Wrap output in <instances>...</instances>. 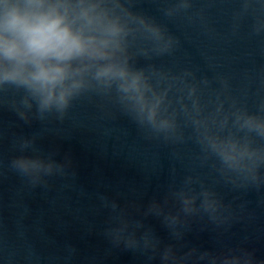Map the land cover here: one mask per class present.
<instances>
[{"label":"clouds","instance_id":"9594fccd","mask_svg":"<svg viewBox=\"0 0 264 264\" xmlns=\"http://www.w3.org/2000/svg\"><path fill=\"white\" fill-rule=\"evenodd\" d=\"M166 2L161 11L170 20L203 18V9L192 12L195 0ZM237 3L233 33L250 20L249 34L264 36V0ZM179 46V38L139 10L137 0H0V107L26 124H44L63 122L87 100L104 115L127 118L146 140L169 146L174 159L194 145L188 174L177 181L171 168L163 191L146 204L135 192L123 203L98 195L100 210L108 213L104 237L115 248L139 253L146 264H264L247 237L212 249L186 239L194 229L223 235L243 213L244 204L226 201L220 186L233 192L264 188V81L250 108L251 81L234 94L228 76L155 62ZM37 140H14L20 154L9 162L33 187L72 169L70 158L57 160ZM197 169H207V176ZM150 218L167 231V242Z\"/></svg>","mask_w":264,"mask_h":264},{"label":"water","instance_id":"95a60500","mask_svg":"<svg viewBox=\"0 0 264 264\" xmlns=\"http://www.w3.org/2000/svg\"><path fill=\"white\" fill-rule=\"evenodd\" d=\"M166 0H137V8L165 24L179 38L172 56L157 58L165 66H192L211 77L231 78L234 94L251 81L247 103L264 81V36L250 35V20L233 33L237 0H195L192 12L203 9V18L164 17ZM264 95V88H260ZM38 136L37 146L55 152L57 160L70 158L75 175L48 178L47 186L33 187L9 168L20 153L13 148L19 137ZM174 159L172 149L146 140L127 118H115L87 100L77 103L63 121L26 124L15 113L0 107V264H146L145 258L113 247L103 235L107 210H100L99 194L146 204L167 185L170 169L179 181L194 165V145ZM207 176V169H197ZM208 179H211L208 177ZM226 201L244 204L243 213L223 235L194 229L186 237L191 245L212 249L235 246L247 237L257 260H264V188L233 192L220 186ZM168 240L167 231L154 218L148 221ZM152 264H159L158 260Z\"/></svg>","mask_w":264,"mask_h":264}]
</instances>
